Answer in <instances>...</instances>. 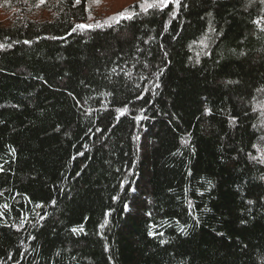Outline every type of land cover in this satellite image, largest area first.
<instances>
[{
    "label": "trees",
    "instance_id": "trees-1",
    "mask_svg": "<svg viewBox=\"0 0 264 264\" xmlns=\"http://www.w3.org/2000/svg\"><path fill=\"white\" fill-rule=\"evenodd\" d=\"M92 2L0 0V264H264V3Z\"/></svg>",
    "mask_w": 264,
    "mask_h": 264
},
{
    "label": "rangeland",
    "instance_id": "rangeland-1",
    "mask_svg": "<svg viewBox=\"0 0 264 264\" xmlns=\"http://www.w3.org/2000/svg\"><path fill=\"white\" fill-rule=\"evenodd\" d=\"M135 0H93L92 2V16L94 19L106 17L109 15H117L124 13L125 10ZM6 16L0 7V22H4Z\"/></svg>",
    "mask_w": 264,
    "mask_h": 264
},
{
    "label": "snow or ice",
    "instance_id": "snow-or-ice-1",
    "mask_svg": "<svg viewBox=\"0 0 264 264\" xmlns=\"http://www.w3.org/2000/svg\"><path fill=\"white\" fill-rule=\"evenodd\" d=\"M44 2V0H40V3H43ZM261 2L262 3H264V0H261ZM77 3H79V0H77ZM153 5H151V4H149L148 5V7H152ZM125 11H127V10H125ZM117 15H120V16H124L125 15V13H118ZM126 18H131V16H127ZM77 27H92L91 25H78ZM0 47H3V45H0ZM9 47H10V45H9ZM181 231H184V229L183 228H181ZM151 234V233H150Z\"/></svg>",
    "mask_w": 264,
    "mask_h": 264
}]
</instances>
